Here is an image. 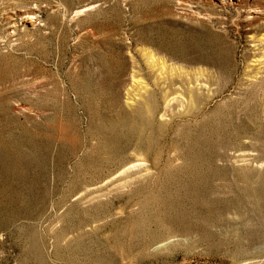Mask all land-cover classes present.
<instances>
[{
    "label": "rangeland",
    "instance_id": "374dc122",
    "mask_svg": "<svg viewBox=\"0 0 264 264\" xmlns=\"http://www.w3.org/2000/svg\"><path fill=\"white\" fill-rule=\"evenodd\" d=\"M0 264H264V0H0Z\"/></svg>",
    "mask_w": 264,
    "mask_h": 264
}]
</instances>
